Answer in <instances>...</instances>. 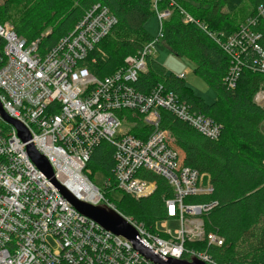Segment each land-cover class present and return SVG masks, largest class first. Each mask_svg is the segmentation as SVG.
I'll use <instances>...</instances> for the list:
<instances>
[{"label":"built area","instance_id":"built-area-1","mask_svg":"<svg viewBox=\"0 0 264 264\" xmlns=\"http://www.w3.org/2000/svg\"><path fill=\"white\" fill-rule=\"evenodd\" d=\"M258 13L264 17V6ZM168 16V11L157 12L158 37L103 79H97L84 63L117 23L106 7L93 6L69 35L44 54L38 50V41L28 44L13 26L0 24V104L6 115L29 132L35 150L51 165L55 180L82 201L116 210L85 173L93 151L103 141L114 142L116 147L115 192L147 198L157 185L139 176L140 171L164 177L173 190V197L165 200L168 220L148 229L120 214L138 231L144 245L163 260L184 259L188 254L213 264L205 254L185 248L186 242L205 237L210 245H223L218 235H205L202 223L188 227L213 206L184 202L188 196L211 194L212 187L196 171L179 167L169 133L160 128V110L170 111L209 139L216 140L220 128L192 113L161 86L149 94L134 87L147 70L156 42L162 39L163 20ZM247 26L242 25L222 44L236 63L230 72V87L239 76L243 47L259 39ZM176 77L186 78L184 74ZM122 111H129L133 121L121 116ZM140 121L151 128L144 140L121 129L122 123L135 127ZM89 193L93 198L84 199ZM169 220L178 221L181 228L175 234L158 231L159 224L166 229ZM0 264L153 263L129 240L74 208L33 163L16 128L0 116Z\"/></svg>","mask_w":264,"mask_h":264},{"label":"trees","instance_id":"trees-1","mask_svg":"<svg viewBox=\"0 0 264 264\" xmlns=\"http://www.w3.org/2000/svg\"><path fill=\"white\" fill-rule=\"evenodd\" d=\"M95 5L106 7L117 20L84 63L97 79L120 70L126 59L153 42L145 25L157 12L168 11L160 41L195 65V73L216 93L215 101L205 102L185 80L168 73L153 57L147 59V70L134 87L149 94L161 86L186 103L192 113L207 117L220 128L219 137L209 139L170 111L160 110V128L171 135L179 167L196 171L213 190L188 196L184 202L213 206L200 216L204 233L224 240L217 247L205 237L186 242L185 248L205 254L213 264H264V250L248 245L264 247V108L256 101L264 86V17L258 13L264 0H158L156 4L155 0H4L0 24L11 21L28 44L38 41V50L44 54L69 35ZM242 25H249L259 39L243 47L239 76L230 87V72L236 63L222 44ZM121 116L133 121L129 111H122ZM150 129L140 121L129 134L144 140ZM115 151L114 142H101L85 170L103 173L109 191L116 190ZM139 176L154 182L155 192L143 199L123 194L114 206L122 215L153 229L156 223L168 220L165 200L173 197V190L164 177L143 170ZM183 258L190 257L185 254Z\"/></svg>","mask_w":264,"mask_h":264},{"label":"water","instance_id":"water-1","mask_svg":"<svg viewBox=\"0 0 264 264\" xmlns=\"http://www.w3.org/2000/svg\"><path fill=\"white\" fill-rule=\"evenodd\" d=\"M262 107V106H261ZM0 116L13 127L16 128L18 137L26 145V150L33 161V163L39 168V170L47 177V179L60 191L61 195L70 202L81 214L93 219L96 223L101 225L104 229L110 231L114 235H119L129 240L134 249L138 251L143 257L147 259V262L153 264H211L207 263L198 257H191L190 259H176L166 257L168 260H163L156 253L146 247L140 238L138 231L116 210L109 206L102 204L94 206L88 202L82 201L72 195L67 189L61 186L54 177V172L47 161V159L39 154L34 147L31 140V136L26 128L18 121L10 118L2 110L0 104Z\"/></svg>","mask_w":264,"mask_h":264},{"label":"rangeland","instance_id":"rangeland-1","mask_svg":"<svg viewBox=\"0 0 264 264\" xmlns=\"http://www.w3.org/2000/svg\"><path fill=\"white\" fill-rule=\"evenodd\" d=\"M4 0H0V5L3 3ZM8 24L13 26L11 21H6ZM145 28L149 35L153 36L155 39L159 35V20L157 15L152 16L145 25ZM153 58L160 62L164 67H166L168 73H173L174 75L178 76L180 74L185 75V84L188 88H190L194 94L197 96L202 97L205 102L212 103L215 101L216 93L214 90L204 81L200 76L195 73V65L184 58H179L176 56L162 41L156 42L155 48L153 50ZM94 59H92L93 61ZM257 103L262 106L264 103V86L260 93L257 95L256 98ZM264 108V106H262ZM134 126L129 125L127 123H122L121 129L123 132H128ZM136 127V126H135ZM169 137L173 142L171 135L169 133ZM88 177H90L91 181L94 185H96L107 197L114 202H119L123 194L121 192H115L114 190H107L106 189V182L107 179L105 178L104 174L99 171H93L88 169L86 171ZM117 210V209H116ZM118 211V210H117ZM119 212V211H118ZM120 213V212H119ZM129 218V217H127ZM132 219V218H130ZM197 223H202L203 221L200 217L191 220V224L188 227L193 228ZM201 225V224H200ZM199 225V226H200ZM204 227V226H203ZM181 228L180 224L176 220H169L167 228H162L161 223L159 224L158 231L160 232H168L171 230L173 234ZM197 241V240H196ZM252 248L260 249V251L264 250V247L255 245L252 246L248 244Z\"/></svg>","mask_w":264,"mask_h":264},{"label":"bare ground","instance_id":"bare-ground-1","mask_svg":"<svg viewBox=\"0 0 264 264\" xmlns=\"http://www.w3.org/2000/svg\"><path fill=\"white\" fill-rule=\"evenodd\" d=\"M84 199H92L93 198V195L91 193L83 196Z\"/></svg>","mask_w":264,"mask_h":264},{"label":"crops","instance_id":"crops-1","mask_svg":"<svg viewBox=\"0 0 264 264\" xmlns=\"http://www.w3.org/2000/svg\"><path fill=\"white\" fill-rule=\"evenodd\" d=\"M262 106H264V103L262 104Z\"/></svg>","mask_w":264,"mask_h":264}]
</instances>
